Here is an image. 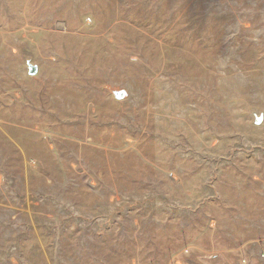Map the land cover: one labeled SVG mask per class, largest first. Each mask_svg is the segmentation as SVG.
Masks as SVG:
<instances>
[{
    "label": "rangeland",
    "instance_id": "1",
    "mask_svg": "<svg viewBox=\"0 0 264 264\" xmlns=\"http://www.w3.org/2000/svg\"><path fill=\"white\" fill-rule=\"evenodd\" d=\"M0 264H264V0H0Z\"/></svg>",
    "mask_w": 264,
    "mask_h": 264
},
{
    "label": "water",
    "instance_id": "2",
    "mask_svg": "<svg viewBox=\"0 0 264 264\" xmlns=\"http://www.w3.org/2000/svg\"><path fill=\"white\" fill-rule=\"evenodd\" d=\"M37 68L35 65L30 64L29 62L27 63V73L29 76H33L36 74ZM112 94L114 98L118 101H122L127 97V91L123 88L116 89L112 91ZM261 115L256 118V123L260 122Z\"/></svg>",
    "mask_w": 264,
    "mask_h": 264
},
{
    "label": "trees",
    "instance_id": "3",
    "mask_svg": "<svg viewBox=\"0 0 264 264\" xmlns=\"http://www.w3.org/2000/svg\"><path fill=\"white\" fill-rule=\"evenodd\" d=\"M120 22V21H119ZM158 27V26H157ZM137 30H139L138 28H136ZM136 29H134V30H136ZM135 31V32H138V31ZM140 32V31H139ZM170 33V32H169ZM176 36H177V39H175V42H173V44L174 45H172L171 47L174 49V50H178L179 49V44H178V39H182L183 41H185L186 43H188L190 46L192 45L191 43H189L190 41H193V45H195L196 44V41H197V38H195L194 36H190V37H188V39H186V37L185 36H179V35H177L176 34ZM141 37H144V39L146 38L145 36H143V35H141ZM195 40V41H194ZM193 45H192V51L194 52V53H197L198 52V49H195V48H193ZM154 46L156 47H158V45H157V41H154Z\"/></svg>",
    "mask_w": 264,
    "mask_h": 264
},
{
    "label": "built area",
    "instance_id": "4",
    "mask_svg": "<svg viewBox=\"0 0 264 264\" xmlns=\"http://www.w3.org/2000/svg\"><path fill=\"white\" fill-rule=\"evenodd\" d=\"M176 260V259H175Z\"/></svg>",
    "mask_w": 264,
    "mask_h": 264
}]
</instances>
